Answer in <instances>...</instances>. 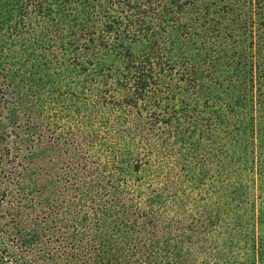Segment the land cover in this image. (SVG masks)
Segmentation results:
<instances>
[{
    "label": "rangeland",
    "instance_id": "374dc122",
    "mask_svg": "<svg viewBox=\"0 0 264 264\" xmlns=\"http://www.w3.org/2000/svg\"><path fill=\"white\" fill-rule=\"evenodd\" d=\"M19 3L0 0V87L8 98L0 106L1 127L28 159L41 153L38 181L59 192L52 197L59 213L54 228L59 227L40 233L33 252L41 247L46 254L42 243L49 239L58 254L51 264L93 263L90 256L95 259L101 243L112 259L120 258L116 264H148V256L171 254H190L189 264H264V109L248 111L246 86L236 94L242 78L232 69L239 62L246 73V57L259 60L264 44H246L245 31L234 28L239 42L215 44L212 53L232 80L190 98L181 92L177 98L159 95L160 109L153 95L142 100L143 113L162 110L161 117L171 113L173 119L176 106L178 116L170 126L143 119L150 129L138 136L131 133V109L103 105L105 96L121 97L102 90L118 82L93 78L74 61L55 35L56 13L17 27ZM236 8L244 20L246 0ZM183 29L156 33L173 60L193 47ZM125 45L140 50L137 43ZM263 93L264 88V99ZM180 98L193 105L189 115L176 109ZM236 100L243 103L237 106ZM28 134L37 135L33 154V144L24 146ZM138 160L142 167L136 172ZM114 192L122 200L112 205Z\"/></svg>",
    "mask_w": 264,
    "mask_h": 264
},
{
    "label": "trees",
    "instance_id": "16d2710c",
    "mask_svg": "<svg viewBox=\"0 0 264 264\" xmlns=\"http://www.w3.org/2000/svg\"><path fill=\"white\" fill-rule=\"evenodd\" d=\"M239 1L20 0L17 4L20 22L18 20L16 26L18 27L19 23H36L35 20H42L56 13L58 21L53 26L55 35L60 44H67L74 61H80L84 71L93 78L100 77L102 81L114 79L118 82L119 85L115 88L102 90L104 94L115 91L120 93L121 97L105 96L103 105L125 106L131 109L136 120V126L131 133L145 136L150 128L139 121L147 119L149 124H152V120L160 121L170 126L178 114L176 106L172 109L175 113L173 119H169L171 113L166 118L161 117L162 110H159L160 115L158 112L154 113V110L152 113H143L139 107L142 100L153 95V105L160 109L162 104L159 95H164L165 99L170 96L177 98V92H181L186 93V98H190V95L198 90L208 92L232 80V77L225 78L228 73L224 74L222 63L217 64V56L212 53L217 51V48L214 49L215 44H230L231 40L234 44L239 42L234 36V28L245 31L241 32L246 34V44H264V0H246L244 20L236 17V5ZM8 6L9 10L13 11L14 5ZM181 27L184 28V39L193 47L183 53L179 60H173L167 54L169 51L160 45L156 33L178 30ZM136 43L140 45L138 51H134L133 46L125 45ZM201 46L205 50H201ZM102 57H105L103 59L108 64L100 61ZM76 62L74 66L78 65ZM238 63H233L232 68L242 78V81L235 85L236 94L239 88L246 86L248 111H253L256 105L264 109V99L261 96L264 88V51L257 61L246 57V73L242 68L243 64ZM95 90L100 93L99 88ZM4 91L0 87V106L4 101H8ZM182 98L179 108L176 109H182L183 113L189 115L194 107L189 105V101L185 103ZM235 103L240 106L243 102L236 100ZM168 106H163V112H169ZM218 115L216 117L219 121L221 118L219 119ZM255 119V116L251 115L252 125ZM172 128L174 129V125ZM11 137L10 131L1 127L0 120V264H51L58 256L52 240L48 239L42 243L47 249L46 254L41 247L34 253L33 247L40 233H51L59 227L54 228V219L59 217V213L54 204L52 205L53 194L59 192L50 191L47 186H43V181H38L42 171L38 160L41 153L37 152L34 159H28L27 154H21V144L11 140ZM36 141L37 135L28 134L24 143L26 147L33 144L29 147L32 154L39 147ZM128 142L125 145L132 151L134 147ZM147 161L145 159V165ZM141 167L142 162L138 160L133 168L137 172ZM81 198L83 193L78 194V199ZM110 199L114 200L113 203L109 202L112 205L122 200L115 192L108 201ZM75 238V235L71 237L73 242ZM189 255L171 254L169 257L165 256L166 258H147L148 264H169L172 259L180 264H186L188 261L189 264ZM82 257L85 256L77 259L81 260ZM90 257L93 263L88 264L120 263V258L112 259L111 255L104 251L103 243L95 259Z\"/></svg>",
    "mask_w": 264,
    "mask_h": 264
}]
</instances>
